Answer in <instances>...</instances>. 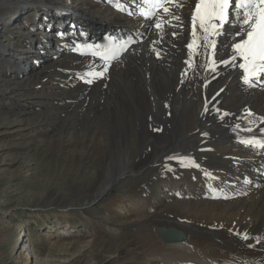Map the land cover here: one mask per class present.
Segmentation results:
<instances>
[{"label": "bare ground", "instance_id": "6f19581e", "mask_svg": "<svg viewBox=\"0 0 264 264\" xmlns=\"http://www.w3.org/2000/svg\"><path fill=\"white\" fill-rule=\"evenodd\" d=\"M32 1H36L32 10L25 2L14 1L17 14L8 20L19 21L24 17L21 24L27 32L14 38L8 34L4 43L12 42L16 47L11 53L6 45L0 44V82L5 90H10V95H26L28 89L36 85L46 86L57 95L55 92L61 91V85L72 82L70 75L61 73L64 79L60 78L59 83L56 78L57 85H54L49 79L56 76H41L42 70H37L36 66L68 64L66 67L75 71V75H81L83 84L75 86L76 96L90 100L91 108L87 106V109L93 114H83L79 126L85 130L84 126L86 133L72 135L71 139L82 146L95 143L96 154L102 156L93 198H99L150 162L163 160V175L170 178L178 167L212 168L220 165L221 159L226 161L224 179L219 178L217 185L202 187L199 190L202 195L197 191L192 194L187 187L180 188L178 184H168V188L163 189L164 198L169 201L183 197L189 216L201 217L200 222L165 213L161 204L154 202L148 189L150 184L135 190L138 198L135 201L118 199L109 203V207L119 210L137 207L151 212L143 221V236L153 239L150 252L153 256L144 264H264V147L261 146L264 123L258 119L264 118V78L249 87L242 81L239 58L233 66L217 64L216 71L212 72L204 67L208 63L205 55L196 54L195 47L187 48L193 40L191 13L197 0H179L182 7L169 5L180 21L166 16L162 10L151 19L144 18L140 10L147 7L142 0H81L80 5L75 0L62 10L70 12L69 16L58 12L53 0ZM129 12L133 13L130 17ZM232 16L231 23L225 25V34L219 37L217 60L230 58V45L239 30L234 11ZM2 19L0 11V21ZM157 21L162 24L161 29L155 27ZM68 25L75 31L67 30ZM29 32L35 33L31 36ZM56 32L63 36L60 41L55 39L60 42L57 48L47 40L50 34L56 36ZM41 35L45 38H40ZM131 38L135 43L128 44L115 59L105 61L91 55L96 46L101 50L115 48ZM199 43L201 41H197ZM43 45L49 49L45 56L40 55ZM31 51L29 64L27 60L21 62ZM185 61H190L191 66ZM28 72L32 73L33 81L36 80L33 84L26 77ZM88 72H103V76L87 77ZM86 79H91L92 83H86ZM60 98L64 99H60L61 113L68 112L72 95ZM111 101L132 106L137 112L136 119L130 114L125 117V109L120 105L107 110L106 102L111 104ZM97 123L105 125L95 128ZM8 124L12 132L28 126L23 119ZM191 124L196 126L188 129ZM117 138L125 140L127 148L107 147L106 141ZM242 140L260 143L246 146ZM183 144L188 147L181 148ZM3 151L0 147V153ZM76 153L81 154L80 150ZM196 156L200 157V162ZM161 227L173 228L186 237L183 241L163 243L159 235ZM245 235L248 239L243 238Z\"/></svg>", "mask_w": 264, "mask_h": 264}, {"label": "rangeland", "instance_id": "374dc122", "mask_svg": "<svg viewBox=\"0 0 264 264\" xmlns=\"http://www.w3.org/2000/svg\"><path fill=\"white\" fill-rule=\"evenodd\" d=\"M14 1L17 0H0L3 17L0 21V44L6 45L9 53L16 50L15 43H4L7 37L6 40L2 38V27L5 26L13 38L27 32L21 24L24 17L19 21L13 18L8 20V17L17 14ZM20 1L26 4L36 2ZM74 1L53 0L52 3L58 10H63ZM80 2L78 0L75 3L80 5ZM65 12L67 14L63 16H69L70 12ZM29 33L32 36L35 32ZM49 36L47 40L55 48L59 47V38L53 34ZM40 38L44 39L45 36L41 35ZM40 53L46 55L44 50ZM24 57L21 62L27 60L29 64V57ZM56 65L58 63H42L36 69L42 70L41 76H56L49 79L53 80L54 85H57L56 78L61 83V73L70 75L72 82L61 85V91L55 92L57 95L42 85L28 89L26 95H10V90H5L0 82V147L4 150L0 153V264H144L153 256L150 253L153 239L143 236V221L151 212L137 207L119 210L109 207V203L118 199L124 202L135 201L138 199L135 190L150 184L148 189L154 202L161 204L165 213L200 222L201 217L189 216L190 210L184 207L183 197L169 201L164 198L163 189L166 190L168 184H178L180 188L187 187L192 194L198 192L202 195L199 191L202 187L217 185L219 178L224 179L222 173L226 171V161L221 159L220 165L212 168L200 165L199 168L194 165H190V169L175 168L170 178L163 175V160L150 162L151 165L148 163L140 172L127 176L99 198H93L94 184L102 167V156L96 154L95 143H82V146L76 139H71L72 135L76 137L83 131L86 133V128L82 125L85 129L82 130L79 125L83 114H93L92 110L87 109V106L91 108L90 100L85 101L76 96L75 86L82 83L81 75H75V71L66 67L68 64L61 67ZM31 75L28 72L26 77L33 84L36 80L33 81ZM9 76L7 79L11 80ZM59 94L63 97L72 95V109L69 108L68 112L61 113L60 99H64ZM76 103L79 106H75ZM106 103V107L109 106L107 110L123 105L112 101V105ZM122 107L125 109L124 114L122 112L125 117L130 114L136 119L137 112L132 106ZM72 111L77 113L73 114ZM15 119H23L30 128L20 127L21 131L12 132L8 123ZM99 125L105 123L94 124V127ZM195 126L191 124L187 128ZM105 144L109 149L127 148L125 140L119 138L106 141ZM187 147V144H183L181 148ZM76 150H80L81 154L78 155ZM196 159L200 162L199 156Z\"/></svg>", "mask_w": 264, "mask_h": 264}, {"label": "snow or ice", "instance_id": "6c2138e0", "mask_svg": "<svg viewBox=\"0 0 264 264\" xmlns=\"http://www.w3.org/2000/svg\"><path fill=\"white\" fill-rule=\"evenodd\" d=\"M142 2L147 8H141L140 15L146 19L157 16V13L162 10L166 16H171L177 21L181 20L169 7V5L182 7L179 0H142ZM117 7L119 8V5ZM233 11L239 30L235 33L236 39L230 45V58L217 60V43L219 37L225 34V25L231 23ZM128 14L132 15L133 13L129 12ZM155 27L161 29L162 24L157 21ZM191 30L193 40L187 44V48L192 50L195 47L196 54L205 55L208 60V63L204 65L206 70L210 69L215 72L217 64L224 67L233 66L239 58L242 63H239L238 66L242 70V81L245 85L254 87V81L264 78V0H197L191 13ZM197 41H201V43L197 44ZM130 42L125 41L118 47H106L103 50L100 46H96V50L91 52V55L99 56L105 61L115 59L120 51L126 50ZM77 47L79 48V46ZM85 47L91 48L92 46L86 45ZM200 48L205 51L200 53L198 51ZM191 56L190 52V59ZM185 63L190 64V61H185ZM85 75L87 77H102L103 72H88ZM85 82L92 83V80L86 79ZM224 115L226 116L228 113H224ZM248 115L253 114L248 113ZM258 119L264 123V118ZM241 143L246 146H254L260 142L242 140ZM261 146L264 147V143H261ZM243 238L248 239L246 235Z\"/></svg>", "mask_w": 264, "mask_h": 264}, {"label": "water", "instance_id": "95a60500", "mask_svg": "<svg viewBox=\"0 0 264 264\" xmlns=\"http://www.w3.org/2000/svg\"><path fill=\"white\" fill-rule=\"evenodd\" d=\"M159 235L160 239L163 243H172L177 241H183L185 239V235L173 228L171 229H165V228H159Z\"/></svg>", "mask_w": 264, "mask_h": 264}]
</instances>
